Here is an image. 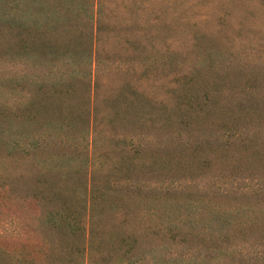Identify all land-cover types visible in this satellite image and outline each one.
I'll use <instances>...</instances> for the list:
<instances>
[{
  "label": "rangeland",
  "instance_id": "obj_1",
  "mask_svg": "<svg viewBox=\"0 0 264 264\" xmlns=\"http://www.w3.org/2000/svg\"><path fill=\"white\" fill-rule=\"evenodd\" d=\"M166 1L78 0L66 11L78 15L66 24L68 33L44 35L46 23L64 16L62 0H0V99L10 93L8 107L0 102V250L18 264H87L82 244L93 206L78 199L87 219L79 210L78 230L73 223L65 228L57 213L67 212L69 189H111L121 197L119 210L95 217L121 241L107 248L115 264H154L160 257L164 264H264V0ZM96 28L133 38L127 44L109 38L97 49ZM144 31L146 54L135 58ZM88 59L89 81L77 74ZM169 60L178 69L171 76ZM43 68L67 69L71 92L50 94L40 81ZM149 80L172 90L154 93ZM93 90L119 97L118 123L96 136L87 129L85 95ZM16 102L23 104L19 111ZM165 103L171 111L161 116L156 111ZM113 145L130 155L115 177L93 172L96 162L84 169L86 181L53 169L56 160L67 167L85 155L100 162ZM168 157L167 167L153 169ZM155 197L176 219L170 214L167 224L156 225L130 206Z\"/></svg>",
  "mask_w": 264,
  "mask_h": 264
},
{
  "label": "trees",
  "instance_id": "obj_2",
  "mask_svg": "<svg viewBox=\"0 0 264 264\" xmlns=\"http://www.w3.org/2000/svg\"><path fill=\"white\" fill-rule=\"evenodd\" d=\"M77 1L78 0H65V1L62 0L61 4L63 5V7H61V10H62V13L64 16L59 17L57 21H55V19H54V23H46L45 31H47V33H43V34L44 35L49 34V33L55 34V32H56L55 30H58V29H63L58 34L63 33L65 35L66 33H68V30L65 28L66 24L70 23V18H73V17L75 18L78 15L73 16V15L66 13V11L70 8L69 4H71V5L72 4L74 5L75 3L77 4ZM167 1H170V2H167ZM167 1L164 2V3H166L167 6H173L174 4L176 6L178 4L176 2V0H167ZM153 6H155V8H153V9H155V11H151V14L153 15V17H156L157 16L156 15V9L157 10H159V9L157 8L156 5H153ZM161 6H163V3H161ZM179 10L181 12H183V9H179ZM63 11H65V12H63ZM175 11H176V9H175ZM180 11H178V12H180ZM91 20H92V18H91ZM147 32H149V31H147ZM147 32L146 31L141 32L139 34V37L136 38L138 41L137 40L135 41V44H134L135 48H133L135 51H132L133 55H131V56H134L135 58H139V59L144 57V55L146 53H145V51H143L142 47H140V46H143V43H146L145 33H147ZM41 35L42 34H39L38 39H36V40H37V43L42 46V44H43L42 39L45 36H41ZM79 36H81V35H79ZM92 36H93V34H92ZM128 37L133 38L132 33L122 32V30L118 31V32L116 31V32L108 33V30H100V29L96 28L94 31V37L93 38L97 43V49H100L101 46H103L102 43L104 41L106 42V40H108L109 38H112L113 41H115L116 39H119L118 40L119 42H120V40H122V41L126 42V44H127L128 42L126 40H128ZM88 38L91 39V35L88 36ZM53 41L58 42L57 39H54ZM20 44H21L20 46L18 45L15 47H21L23 45V40L21 41ZM67 44H65V46H67ZM66 50H67V47H66ZM112 50L114 51V48H112ZM83 51L84 50L81 48L80 53L83 54ZM51 52L57 53L56 49H52ZM67 52H62V54H66ZM84 54H85V52H84ZM157 56L160 57V55H157ZM161 57H162V55H161ZM169 59H170V57H169ZM168 70L170 72V76L173 72H178L177 64L175 62H172L169 60ZM68 72L69 71H67V69H65V68H58V69H54V70H52L51 68H43V71L41 72V76L44 75V78L40 80L41 84L49 85L48 88H50L49 89V90H51L50 94H52V95H54L53 93L60 94V95L69 93V92H71V89L68 88V86H69L68 82H67L66 78H64L68 75ZM48 74L52 75V79L50 81L46 80ZM77 74L81 75V79H85V77H86L89 81L90 76H92V61L90 59H88V63L86 65L79 66V71ZM142 74H143V72L140 73V75H142ZM175 74H177V73H175ZM67 78H68V76H67ZM162 82H164V80ZM148 85L151 88V90L157 94H160V93H158L159 91L160 92L163 91L162 90L163 87H164L163 89L172 90L170 85H168L167 83L162 85V83L161 84L157 83V82L155 83L154 80H149ZM61 88H62V91L60 90ZM21 92H22V90L17 91L16 94H18V95L15 97L16 98L15 100L18 99L20 101V99H21L20 97L22 96ZM9 94L10 93H8L5 97H1V99H0V102L3 101V104H5L6 107H8V103H9V99H10V98H8ZM43 95L47 96V93H44ZM89 96H90L89 92L86 93V95H85L86 104H88L90 106V112L92 115V119H91L90 123L87 124V129L89 126H91L92 130L94 129L93 135L96 136L100 133L111 130L113 128V126H115V124L118 123L117 122L118 121L117 114H115V111L113 108H114L116 102L118 101L119 97L117 96L115 90H112V91H110V93H107L105 95H103V94L100 95L97 93L96 90H93L92 96L90 98H89ZM13 99H14V96H13ZM14 104H16L17 110L23 106V104H21V102H16ZM58 104H59L58 105V108H59L61 106L60 105L61 102H59ZM157 105H160V103H157ZM157 109L158 110L156 112L161 116H164L167 114V112L169 113V111H171V109L168 110L166 103L163 107L160 108V106H159ZM23 110H25V109H23ZM18 111L14 112V113H17ZM14 115L16 116L17 114H14ZM55 121H56V119H55ZM116 126H118V125H116ZM114 136H117L116 133H114ZM134 151H136V150H134ZM103 153L105 155L102 157V160L100 162L95 161L96 157H94V156L90 157L89 155L88 156L85 155V156L81 157V160H77L75 162H72L71 165H69V163H68L67 167H66V165H64L66 163V161L64 159H62L61 161L56 160V161H54L55 164L53 165V169L55 172H57L56 170H58V169H65V175H67V176L72 175V177H75L78 175V177L81 176L82 179H84V181H86L88 179H86V172L84 171V169L86 170L87 168H89V166L92 165L91 164L92 162H96L98 164H97V167H95V168L92 167L93 172H96L98 170L102 171V169H104L106 171L103 170L102 172L106 173V175L115 177V175L118 173L119 167L122 166V159L126 158V157H130V155L126 151H123L122 149L117 148L115 145L107 148L106 152H103ZM133 155L137 156L138 154L133 153ZM135 156L132 158H133V163L136 164V166H137L138 161H136L137 158ZM63 157L64 156H61L59 158H63ZM41 160L42 161H40V162H41L42 168L43 169L46 168L47 170L49 169L50 171H48V173H50L51 169L48 166L47 160L45 158L41 159ZM160 160H162L161 165H160ZM170 160H171V157H168L167 159H158L157 161H155L154 164H152L153 169L154 168L156 169V168L167 167L166 164H169ZM55 166H57V167H55ZM58 178L60 181L61 178L60 177H58ZM75 180H77V178ZM77 181H78L77 183L81 184L79 182V180H77ZM72 190L71 189L68 190L69 195H68V193H66V198L68 197L69 199L65 200V202L67 203L66 204L67 207H64L62 209L63 211H67V212H65L64 215L62 216V212L59 211L57 213V215L59 217L57 215L56 216L59 218L61 223L64 224L65 228L68 227L70 223H73L72 225H75V228H76L77 227L76 219L78 217L79 210L80 211L83 210L85 212V208L81 209V204L79 203V201L85 205V202H87V199L89 198L88 200L91 202L93 207L91 208L90 215H88L87 229H85V235L83 237L84 244H82V250L84 248V250L82 252H84L85 250L87 252L86 253V263L87 264H105V262H106L108 264H115L118 261V259H115V258L109 259L110 257H112L113 253L112 252L109 253V251H107V248H109L112 251L114 248L119 247L121 241H117V243H116V241H114L110 238L109 228H107V227L103 228V227L96 226L97 221H96L95 217L97 216V214L100 211H105V210L116 211V210H119L118 207H119V205L121 206V204H122L121 203L122 202L121 197L119 196L117 191H112L111 189H108L107 191H100V192L89 191L90 193H88V190H84V191H80V192H76V191L72 192ZM55 193H52V196ZM71 193L74 194L75 198H73V199L70 198ZM78 199H80V200L78 201ZM160 201L161 200L159 198H156V197L152 201H144V200L136 199V200L131 202L130 206L134 207V208L141 207L140 208L141 211H144V213L147 212V214L149 216H153L155 219V224L161 226V224L166 222V220L169 216H171V215L173 217L176 216V212L172 211V212H170V214H171L170 215V214L162 211V207H164V204L168 205V202L165 201L163 204ZM76 210H77V213H76ZM82 214H83V217H86V219H87V211L85 213H82ZM177 217H178V215H177ZM174 218L176 219V217H174ZM164 224H167V222ZM168 226L169 225L165 226V230L168 229V231H170V229H175V228H169ZM77 230H78V228H76L75 231H77ZM18 263H19V259L17 256L14 257V256L0 250V264H18ZM154 264H164L163 258L160 257L159 259H154Z\"/></svg>",
  "mask_w": 264,
  "mask_h": 264
}]
</instances>
